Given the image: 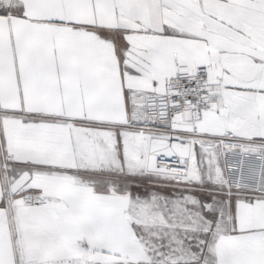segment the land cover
I'll use <instances>...</instances> for the list:
<instances>
[{
  "label": "snow or ice",
  "instance_id": "snow-or-ice-1",
  "mask_svg": "<svg viewBox=\"0 0 264 264\" xmlns=\"http://www.w3.org/2000/svg\"><path fill=\"white\" fill-rule=\"evenodd\" d=\"M0 264H264V0H0Z\"/></svg>",
  "mask_w": 264,
  "mask_h": 264
}]
</instances>
